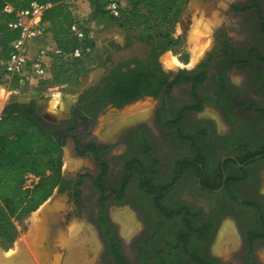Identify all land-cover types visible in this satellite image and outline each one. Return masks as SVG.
Returning <instances> with one entry per match:
<instances>
[{"label": "flooded vegetation", "instance_id": "obj_1", "mask_svg": "<svg viewBox=\"0 0 264 264\" xmlns=\"http://www.w3.org/2000/svg\"><path fill=\"white\" fill-rule=\"evenodd\" d=\"M225 7L226 5L218 7L221 17L232 15L235 18L257 23L260 35L264 36V3L262 0H240L230 3L227 8ZM210 9H212V4L208 5V10ZM214 35L212 51L217 55H222L227 66H251L252 63L248 61L254 55L257 61L261 64L264 63V57L261 56L260 48L257 46L249 50V58L246 60L234 59L236 62L232 63L227 58L233 52L232 46L229 42L227 43L226 35L221 37ZM103 49V66L99 74L67 109L66 119L56 124L60 125L61 129L67 133L64 146L70 147L72 155L80 160L89 158L96 168L94 173L78 171L73 176L69 174L62 176L57 195L65 192L68 202L73 203L76 211L66 214L65 221H62L61 224L57 223L59 228L65 227L64 225L67 224L71 216L78 214L81 209L83 205L82 188L86 181H90L99 190L98 210L94 222L99 233L104 227L103 222H110L111 205L122 204L126 200L127 189L131 181L135 177L139 179L135 168L138 166L149 168L157 165L159 173L156 174L155 179L156 182L162 180L161 160L156 155L158 145L152 141L148 130L139 122L124 134L123 139L135 153L124 159L116 186L107 185L113 167L109 160V150L112 144L102 138H98L101 142L88 140L80 132L85 124L76 119L77 117L80 118L83 115L93 119L95 115L103 112L109 106L120 109L112 102L103 106L102 102L107 98L104 93L110 88V82L114 79L122 80L128 77L131 83L129 85L131 86V96H137V98L127 105L144 100L154 101L156 105L152 115L154 124L158 128H162V131L167 130L166 128L170 129V141L166 144L186 147L190 151L187 156L175 160L169 175V179L173 180L176 176L179 180L174 184L175 188L166 194V202L170 204L169 207L164 205L165 209L175 214L176 217L167 218L156 208V201H154L153 194L148 193V188L140 189L151 200L154 211L161 216L162 220L155 226L147 224L145 233L138 236L135 241L138 261L140 260V249L144 244H147L150 253L149 259L154 258L150 264H157V255H152V252L158 246L166 254L159 258L163 263L196 264L191 259V255H183L182 248L178 247L183 242L184 235L187 234V238L191 236L188 239L191 254L200 256L212 264H221L214 255L209 253L207 246L220 226L224 215H230L241 233L243 230L245 257L243 262L250 264L255 259L256 246L264 245V192L261 191L257 176V168L264 165V155H259L255 159L249 158L250 152L264 148V121L260 119L264 118V105L258 102L248 103L238 98L222 72L210 74L211 61L216 59V55L211 60H203L192 69L183 67L182 72H173V70L169 72L160 63V58L164 54L161 46L152 44L132 33L124 32L120 38L109 40L103 45ZM205 70H207L206 79L201 85L194 86L192 83L184 81L174 85L176 79L184 71L201 74ZM117 84H114L115 91L119 90ZM170 85H173L171 89ZM175 88H186L185 98L187 101L179 107L174 104ZM206 106L217 108L220 106L228 125V130L225 133H217L215 125L210 121L196 122L191 128L187 127L185 118L190 114L203 113ZM200 107L201 109H198ZM239 114H243L244 117L239 118ZM75 124L77 126L73 129ZM199 156L203 157L201 158L202 163L197 161ZM188 176L195 178L199 192L216 198L213 208L204 213H200L195 207H187L192 213L190 219L194 225L193 235V230L185 229L178 217L184 212V204H175L172 199L169 200L182 189ZM155 187L157 188V185ZM122 189L123 196L120 197ZM79 191L81 200L77 198ZM205 227L207 228L205 229ZM199 229L208 232L205 238H201L202 234ZM116 242L121 245L117 237ZM109 244L108 240L105 243L106 250L102 259L107 264H116L112 257L107 258ZM173 246H177V248L171 250ZM46 248L53 250V246H46ZM122 253L131 264H135L123 250ZM255 260L258 264L257 259Z\"/></svg>", "mask_w": 264, "mask_h": 264}, {"label": "rangeland", "instance_id": "obj_2", "mask_svg": "<svg viewBox=\"0 0 264 264\" xmlns=\"http://www.w3.org/2000/svg\"><path fill=\"white\" fill-rule=\"evenodd\" d=\"M142 1L143 0H120L121 9L128 10L135 2L141 3ZM238 1L240 0H205L203 5H195L191 8V0H178L177 6L175 7L178 14L172 23L157 20L153 21L148 26H144L139 30L130 31L129 33L137 35L152 44L167 47L168 50L164 54L169 52L179 60L177 66L170 68L166 67L163 63L164 54L161 56L160 63L162 67L169 72L170 70H173V72H182L183 67L192 69L203 62V60H211L212 57L216 55V59L211 61L210 74L214 75L215 73L222 72L238 98L248 103L258 102L264 105V63L261 64V62L257 61L254 55L248 61L252 63L251 66H227L223 56L217 55L212 51L214 46V34L219 37L225 34L227 43L229 42L232 46L234 59L246 60L249 58V50L256 46L260 48L261 56L264 57V36L260 35V29L257 23L235 18L232 15H228L227 17H221L219 15L218 7H224L226 5L225 8H227L230 3ZM71 2L72 11L74 10L77 12L78 20H80L83 27L90 32V36L95 43L94 50L90 53L86 74L77 78L71 84L60 87L20 83V87L17 90H12L9 87V79L5 77L4 81H0V109L3 102H8L12 98H31L32 101L36 103L38 112L45 120L54 124L65 120L68 113L66 108L67 105L73 104L83 90L88 88L99 74L98 72H100L103 66V45L113 38H120L124 32H128L114 23L106 0H96L94 5H90L87 0H83L82 3L79 2L78 4H73ZM262 2L264 3V0H262ZM209 4H212V9L210 10H208ZM217 17L220 22L215 24L211 28V31L210 29L208 30L204 22L206 23ZM201 19L202 22L200 21ZM197 47L203 48L206 51L201 59H199L198 62L196 61L197 63L195 62L191 65L189 64L191 61V50ZM54 49L55 48L52 49V47H48L47 49L51 58L54 57ZM185 92L186 88H175L173 94L176 107L186 103ZM134 107H138L135 109L139 110L136 111L135 114L129 115ZM155 107V102L152 100L138 101L120 109L109 106L96 116L94 122L82 127L80 132L86 139L101 142L98 138H102V140L112 144L109 150V160L113 167L108 179V186L117 185L124 159L135 153V151L127 145L123 137L124 134L137 125L138 122L148 130L152 141L158 145L156 155L161 160V177L165 181L169 179L175 160L190 154L189 149L186 147H176L166 144L170 141V129L166 128L167 130L162 131V128H158L157 125L154 124L152 115ZM1 113L2 111H0V115ZM126 115L131 116V119L120 124L114 130H111L108 124L105 123L108 118H112L113 116L124 118ZM242 115L243 114H239L238 117H244ZM260 119L264 121V118ZM184 121L188 128H191L196 122L210 121L215 125V131L217 133H225L228 130L226 118L225 115L222 114L220 106L219 108L215 106H206L203 113L190 114ZM152 153L154 154V151ZM217 159L219 158L217 157ZM57 161L62 176L65 174L73 176L78 171H90L92 173L96 171L93 162L89 158L81 160L75 158L69 146L63 148V152L57 158ZM257 176L259 185L262 189L261 191L264 192V165L257 168ZM38 182V177L29 174L26 180V187L33 188ZM58 188L59 186L55 188L49 198H53L54 194L58 192ZM82 189L83 205L78 211V214H73L71 216L65 227L59 228L58 234L55 237V243L53 244L50 264H107V262L102 259L103 253L106 250L105 243L108 241L105 237V231L102 229L101 232L98 233V229L94 226L98 210L97 200L99 190L94 187L90 181H86ZM170 199H172V202L174 201L173 203L175 204L195 207L200 213L211 210L216 202V198L209 197L198 191L195 178L192 176H188L185 179L182 189L170 197L169 200ZM43 205L22 219L19 224L18 235L13 244H9L0 239L1 257L10 259V256H15L16 262L14 263L27 264L26 258L19 259V257H22V252L26 251L25 254L28 253L29 256L31 255L30 260L32 257L34 262L31 261L34 264H41V260L43 259V253H41L43 250L41 246L47 237L46 230H44L45 228L41 224V207ZM53 205L59 208V216L63 222L65 221L66 214L76 211L73 203L68 202L65 192H62L56 197ZM117 211L122 213L126 212L133 217L134 225H132L131 229H126L125 226L115 218ZM109 217L111 223L108 222V226L112 229L115 237L119 239L122 250L135 262V264H139L135 241L138 236L145 233L147 224L149 226H151V224L155 226L162 218L154 211L151 200L140 190L139 182L136 177L128 186L126 200L118 206H115V204L111 205ZM76 227H79L80 230L75 233ZM41 228L45 232V235L44 238L40 240L39 234L34 236L33 232L40 233L42 231ZM84 228L89 230L88 234L84 232ZM226 228H228V237L231 238L233 235V238L232 240L228 238L225 244H223V242L221 244V235ZM241 231L243 233V230ZM242 233L240 229L237 228L232 216L224 215L220 226L207 246L209 253L214 255L221 264H244L243 259H245V257L243 252ZM90 235L91 239H93L92 242ZM83 237H87V242L84 241V244H79V241L84 239ZM70 242L75 243L70 244ZM74 255H76V257H74ZM254 258L257 259L258 264H264V245L258 244L256 246Z\"/></svg>", "mask_w": 264, "mask_h": 264}, {"label": "trees", "instance_id": "obj_3", "mask_svg": "<svg viewBox=\"0 0 264 264\" xmlns=\"http://www.w3.org/2000/svg\"><path fill=\"white\" fill-rule=\"evenodd\" d=\"M71 1L73 0H0V81H4L5 78L2 63L8 58L11 43L19 37L18 31L9 30L7 27L13 15L6 13L5 7L11 5L15 9H23L27 8L31 2L49 6L44 13L43 23L57 48L63 52L62 57L54 56L52 58L50 79L41 81L38 85L60 87L71 84L86 74L90 53L94 50L95 43L90 32L83 25L81 26L86 35L83 41L80 42L71 33V26L78 20L72 11ZM87 1L90 5H94L96 0ZM177 3L178 0H143L141 3L135 2L128 10H121L120 17H112L114 23L120 28L128 32L135 31L157 20L172 23L178 14L175 10ZM78 46L83 49L82 58L70 59L66 57ZM161 48L162 53L168 50L164 46ZM227 58L232 63L236 62L233 54H229ZM206 71L201 74L184 71L176 79L174 85H178L182 81L192 83L194 86L201 85L206 79ZM113 83L115 85L118 83V91H115ZM130 84L128 77L122 80L114 79L110 82V88L104 93L107 98L102 102V105L105 106L108 102H112L116 107L122 108L135 101L137 96H131ZM172 86H169L170 89ZM9 87L12 90H17L20 87L18 78H12L9 81ZM2 115L3 117L0 118V239L13 244L22 219L43 205L62 181V172L57 158L63 152L67 133L61 129L60 125L45 120L38 112L34 101L9 103L3 108ZM96 116L93 119L83 115L80 118L77 116L75 118L88 125L95 121ZM76 126L77 124L73 125L72 128L75 129ZM259 155H264V148L250 152L249 158L255 159ZM201 158L203 157L199 156L197 161L202 163ZM135 169L139 177L140 189L148 188V193L153 194L154 201H156V208L167 218L176 217L175 214L165 209L164 204L169 207L170 204L166 202V194L175 188L174 184L178 183V177L175 176L173 180L168 179L166 181L162 178L156 182L155 177L159 173L157 165L149 168L138 166ZM29 174L39 178V182L33 188L26 187ZM122 196L123 189L120 191V197ZM77 198L81 200L80 191L77 192ZM191 214L187 206H184V212L178 216L185 226L184 228L189 231L194 229L190 219ZM103 224L105 237L110 241L107 258L112 257L116 264H131L123 255L121 245L116 242V237L108 226V222L104 221ZM199 232L202 234V239L208 234L206 230L201 231L199 229ZM193 233L194 230L192 235ZM189 238L185 234L183 242L178 246L182 248L183 255H191V259L196 264H212L200 256L191 254L188 244ZM160 248L158 246L153 249L152 255H157V264H166L159 259L161 255L165 254ZM175 248L177 246H173L171 250ZM149 255L147 244H144L140 249L139 261L141 264H150L154 260V258L150 260ZM250 264H257V262L254 259Z\"/></svg>", "mask_w": 264, "mask_h": 264}, {"label": "built area", "instance_id": "obj_4", "mask_svg": "<svg viewBox=\"0 0 264 264\" xmlns=\"http://www.w3.org/2000/svg\"><path fill=\"white\" fill-rule=\"evenodd\" d=\"M107 3L110 14L115 18L120 17L122 10L120 0H107ZM48 7L38 2H31L27 8L23 9H15L11 5L5 7V12L13 15L7 24L8 29L19 32V37L10 45L8 58L2 63L7 79L11 80L15 77L20 83L35 85L50 79L49 68L45 60L50 56L48 51L41 49L35 58H31L29 54L30 43L44 40L48 35L43 23V16ZM81 25V21L77 20L71 26V33L80 42L86 38ZM53 53L54 56H63V52L57 47ZM82 56L83 49L78 46L66 57L80 59Z\"/></svg>", "mask_w": 264, "mask_h": 264}, {"label": "bare ground", "instance_id": "obj_5", "mask_svg": "<svg viewBox=\"0 0 264 264\" xmlns=\"http://www.w3.org/2000/svg\"><path fill=\"white\" fill-rule=\"evenodd\" d=\"M209 20V19H208ZM198 21V20H197ZM201 22H202V19L200 20ZM200 22V23H201ZM218 22H220V20L218 19V17L217 18H214V19H212V20H209V21H207L206 23L204 22V24L206 25V28H208V30L210 29V31H211V28L215 25V24H217ZM199 23V24H200ZM202 24V23H201ZM198 44V43H197ZM203 48H198V49H196V50H194L193 51V57L191 58V61H190V64L192 65V64H194L198 59H199V57L201 56V54L203 53ZM191 52H192V50H191ZM163 63L165 64V66L166 67H170V68H173V67H175V66H177L178 64H179V60L175 57V56H173V54H171V53H169V52H167L166 54H164L163 55ZM68 106V105H67ZM135 108H138V107H134L130 112L131 113H129V115H132V114H135V112L136 111H138L139 109H135ZM131 109V108H130ZM144 114V113H143ZM131 119V116H128V115H126L124 118H115V119H113L112 121L110 120V122H108L107 124H108V127L111 129V130H114V129H116V127H118L120 124H122V123H124V122H127V120H130ZM122 120V121H121ZM79 163V162H78ZM115 218L116 219H118L124 226H125V228L126 229H131L132 228V225H134V219H133V217L130 215V214H128V213H122V212H119V211H117V213L115 214ZM81 227V226H80ZM33 230V229H32ZM42 230V231H41ZM41 232L39 233V232H33L34 233V236H37L38 234H39V239L41 240V239H43L44 238V235H45V232L43 231V229L41 228ZM45 230V229H44ZM80 230V228L79 227H76V230H75V233L76 232H78ZM228 228H226L225 230H224V232H223V234L221 235V244H222V242H223V244H225V242H227V240H228V238H229V240H232V238H233V233L231 234L232 236H231V238L230 237H228ZM34 231V230H33ZM39 231V230H38ZM84 232L86 233V234H88L89 233V230L88 229H85L84 228ZM32 233V234H33ZM230 234V233H229ZM47 237H48V235H47ZM47 237L45 238V241H46V239H47ZM74 237V236H73ZM34 238V237H33ZM84 238V237H83ZM90 239H91V235H90ZM87 237L86 238H84V239H81L80 241H79V244H84V241H86L87 242ZM45 241L43 242V243H45ZM93 241V239H91V242ZM31 242V241H30ZM31 243H33V242H31ZM43 243H42V246H41V249L43 250V248H44V245H43ZM72 243H75V242H70V244H72ZM41 244V243H40ZM32 245V244H31ZM72 247V246H71ZM81 247V246H80ZM81 248H83V247H81ZM80 248V249H81ZM39 249V248H38ZM72 249V248H71ZM221 249V248H220ZM35 250V249H34ZM40 250V249H39ZM24 251V250H23ZM26 252V251H25ZM25 252H22L23 254H22V257H19V259H24V258H26V260H27V264H31V263H33L34 261L32 260V257H31V260L33 261H31L30 260V256L28 255V253H26L25 254ZM42 253V252H41ZM30 254V253H29ZM15 255V254H14ZM76 255H78V254H76ZM76 255H74V257H76ZM36 256V255H35ZM6 257V256H5ZM10 259H7V258H5L4 259V257H1L0 256V264L1 263H4V264H16V263H14V262H16V259H15V256L14 257H12V256H10L9 257ZM11 258H13V259H11ZM44 258V257H43ZM7 259V260H6ZM71 259H73V258H71ZM37 260V259H36ZM76 261V260H75ZM24 262H26V261H24ZM36 263V262H35ZM38 263V262H37ZM34 264V263H33Z\"/></svg>", "mask_w": 264, "mask_h": 264}, {"label": "water", "instance_id": "obj_6", "mask_svg": "<svg viewBox=\"0 0 264 264\" xmlns=\"http://www.w3.org/2000/svg\"><path fill=\"white\" fill-rule=\"evenodd\" d=\"M205 0H191L190 7L193 8L195 5H203ZM99 73V72H98ZM31 98H12L8 101L7 104L17 102V103H29L31 102ZM71 104H68L66 107L67 109L70 108ZM3 117V115H0V118ZM57 192L54 194L53 198H49L48 201L41 207V224L45 228L46 233L48 235L45 243H43L45 249H43V259L41 260V264H50L52 259V250L46 248V246H53L55 243V236H57L59 231V225L57 223L61 224L63 223L60 216L59 211L57 207H55L54 200L57 197ZM66 226V225H64ZM45 254V255H44Z\"/></svg>", "mask_w": 264, "mask_h": 264}, {"label": "crops", "instance_id": "obj_7", "mask_svg": "<svg viewBox=\"0 0 264 264\" xmlns=\"http://www.w3.org/2000/svg\"><path fill=\"white\" fill-rule=\"evenodd\" d=\"M82 1H83V0H73L71 3H73V4H78L79 2L82 3ZM73 13H74L76 19H78V18H77V17H78L77 12L73 10ZM48 47H49V48L52 47V49L57 47L56 44H55V42H54V40H53V38L51 37V34H50V33H48L47 37H46L44 40L37 41V42H31V43H30V45H29V54H30V57H31V58H35V57L37 56L38 52H39L41 49H45V50L47 51ZM198 48H199V47H197V48H195V49H192V52H191V56H192V57H193V54H192L193 51L196 50V49H198ZM0 51H1V50H0ZM205 51H206V50L203 51V53H202V55L200 56L199 59H201V57L203 56V54L205 53ZM192 57H191V58H192ZM199 59L197 60V62L199 61ZM45 60H46V65H47V67L49 68V72H50V75H49V76L51 77L52 58L49 56V57H47ZM197 62H196V63H197ZM1 63H2V62H1ZM189 64H190V63H189ZM9 81H10V80H9ZM0 99H1V96H0ZM7 103H8V102H3V105L1 106L0 111L3 110V108L7 105ZM1 114H2V113H1ZM115 118H117V116H115V117L113 116L112 118H108V119L106 120L105 123H108V122H110V120L112 121V120L115 119Z\"/></svg>", "mask_w": 264, "mask_h": 264}]
</instances>
